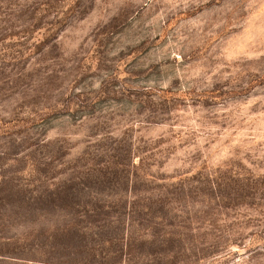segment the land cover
Instances as JSON below:
<instances>
[{
  "label": "rangeland",
  "instance_id": "374dc122",
  "mask_svg": "<svg viewBox=\"0 0 264 264\" xmlns=\"http://www.w3.org/2000/svg\"><path fill=\"white\" fill-rule=\"evenodd\" d=\"M0 264H264V0H0Z\"/></svg>",
  "mask_w": 264,
  "mask_h": 264
}]
</instances>
